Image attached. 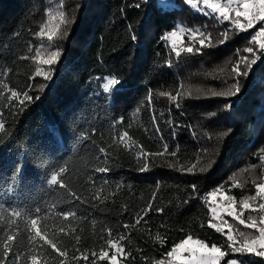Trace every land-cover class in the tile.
I'll list each match as a JSON object with an SVG mask.
<instances>
[{
  "label": "trees",
  "instance_id": "1",
  "mask_svg": "<svg viewBox=\"0 0 264 264\" xmlns=\"http://www.w3.org/2000/svg\"><path fill=\"white\" fill-rule=\"evenodd\" d=\"M61 12L71 23L60 24ZM217 17L202 0L196 8L187 0H0V264H30L32 255L40 264H109L99 256L114 255L109 239L124 249L120 264H169L167 253L188 236L224 251L221 264H264L233 250L239 232L256 229L222 212L237 240L229 247L227 225L209 227L221 224L211 208L224 197L239 212L264 183V49L253 40L264 21L240 31ZM57 24L51 41L39 35ZM172 32L175 47L165 39ZM187 47L193 52L176 55ZM52 51L57 62L41 63ZM108 79L120 84L106 93ZM233 84L236 96L210 94ZM62 167L58 179L78 199L48 184ZM262 202L250 201L257 211L241 219L259 225ZM64 211L76 218L53 214ZM31 219L56 249L30 239Z\"/></svg>",
  "mask_w": 264,
  "mask_h": 264
},
{
  "label": "snow or ice",
  "instance_id": "2",
  "mask_svg": "<svg viewBox=\"0 0 264 264\" xmlns=\"http://www.w3.org/2000/svg\"><path fill=\"white\" fill-rule=\"evenodd\" d=\"M187 2L193 8L197 7V0H187ZM202 3L205 7L211 9L213 13L218 14L217 17L218 19H222L223 21H231L232 25L240 31H246L247 29L253 28L254 24L257 21H264V0H226V3H220V0H202ZM232 13H234L235 18L232 17ZM58 15L60 17V24L71 23L69 20H67L64 17L63 12L58 13ZM241 18H243L244 22H242ZM60 24H57L56 30H52L50 33H46L42 29L39 35L41 37L47 35V39L51 41L53 37L57 35V30H59ZM181 32H183V29H181ZM63 35H67V32H64ZM192 36L195 37L196 33L193 32ZM200 36L201 39L199 40V44L201 46H205V38L203 37V33H200ZM176 37H177V33L172 32L168 37H165V39H172L173 46L175 47ZM227 38H228L227 33H224V40H222L221 43H224L227 40ZM133 39H135V37H133ZM253 40L259 44L261 49H264V28H261L260 31L255 34ZM182 51H186L187 53H192L193 47L182 48L176 51V55L179 57ZM196 51L199 52L200 49L197 48ZM245 51L252 53L253 49L249 47L246 48ZM59 56H60L59 52L52 51L48 54L46 59L41 60V63L46 65H53L57 62ZM252 63H255V61L253 60ZM233 72H235L237 76L241 75L238 68H234ZM36 73L37 75H43L45 79H50L49 73L43 72L41 68H37ZM118 84H120L119 80L109 79L104 84V91L107 93ZM197 91L200 90L198 89ZM239 92H240L239 86L233 84L228 91H224V92L211 91L210 94L213 97H217V96L233 97L236 96ZM161 95L163 96L167 94L161 93ZM11 96L17 97L18 93L12 91ZM25 99L31 100L32 97L27 96L25 94ZM171 99L176 100L177 96H172ZM20 103H24V101H20ZM3 127L4 125L0 124V128ZM124 135L126 136L127 133H125ZM223 135H227V133H224ZM165 148H167V146H165ZM98 151L102 155L105 154V149L103 148H99ZM173 155H175V153H173ZM146 169H147V165H145V167L142 168L141 171H145ZM192 170H193L192 168H189L187 171L192 172ZM65 171L66 169L62 167L59 169V172L52 174L50 179L48 180V184L50 186H58L59 188L64 189V192L61 193V195L64 197H68V198L76 197V194L68 190L67 185H65L61 180L58 179L60 173H64ZM95 171L100 173H105L109 171V169L105 167H99L95 169ZM201 171H203V169H201ZM217 192H219V189H217V191L210 193L209 194L210 198L215 200L217 196ZM257 198H259L261 201H264V183L256 185L255 196L247 197L240 201L241 211L239 212L236 209L234 198L224 197V199L228 201L226 205H224L220 209H218L217 207L211 208V212L213 216L220 217L221 224H214L210 222L209 227L214 228L215 231L217 232H223L224 231L223 226L227 225L228 228L227 239L232 242L229 245V247H232V245H234L237 242V240L232 234V226L227 224V221L223 220V217L220 215L221 212H225L228 216L238 220L240 224H245L246 227L254 228L259 233V235L257 236H249L245 232H239V237H240L239 242L241 243L242 247L233 248V250L237 252L247 251L250 253H255L258 256H264V215L260 216L259 225H257L255 218L251 216L249 217V220L251 221L250 223H246L244 219H241V216L243 215V210L251 209L252 211H257V208H254L252 203H250V201H255L257 200ZM76 199H78V197H76ZM258 210L261 213H264V202L258 205ZM40 212L41 209L37 208L36 213L39 214ZM53 214L62 215L65 220H67L69 217H72L73 219L76 218V213L73 211H64L62 213H53ZM12 215L19 217L21 216V212L16 210L12 212ZM30 225H31V229L34 231V235H32L30 239L36 240V238H39L40 240L45 241V243L49 244L53 249H56V244L53 243L51 240L46 239V235H47L46 231L42 230L41 227L38 226V219H31ZM110 235H111V230L109 229V236ZM121 239H123V237H121ZM13 240H14L13 235L7 236V239L3 244L5 256L8 255V252L11 248V244L9 242H12ZM108 244L111 247V249L114 250L115 254L109 256V253L107 251H101L99 253L100 259H107L109 261V264H119L118 255H122L124 253V249L116 241H113L111 239L108 240ZM258 249H261V251H258ZM59 254L61 256L66 255V253L64 252H60ZM226 255L227 254L216 245H212L211 247H209L206 243L202 241L193 240L191 236H188L186 239L181 240L178 244L173 246L172 249L167 253V257L169 258V264H221V260ZM84 259L86 260L87 256H85ZM30 264H40V260L38 256L32 255L30 257ZM158 264H165V261H159ZM227 264H237V262L236 260H230L227 261Z\"/></svg>",
  "mask_w": 264,
  "mask_h": 264
},
{
  "label": "rangeland",
  "instance_id": "3",
  "mask_svg": "<svg viewBox=\"0 0 264 264\" xmlns=\"http://www.w3.org/2000/svg\"><path fill=\"white\" fill-rule=\"evenodd\" d=\"M212 12V11H211ZM175 40H176V43H175V46L177 45V43L179 42V37L177 36L176 38H175ZM169 44L171 45V46H173V40L172 39H169ZM42 70H43V72H45V70H44V68H42ZM42 77H43V75H42ZM109 80V79H108ZM107 80V81H108ZM223 201L225 202V203H227L226 201V199H224L223 198ZM222 208V207H221ZM220 209V208H219ZM222 214V212L220 213V215ZM114 254H115V252H114ZM119 260V259H118ZM120 264V263H119Z\"/></svg>",
  "mask_w": 264,
  "mask_h": 264
}]
</instances>
